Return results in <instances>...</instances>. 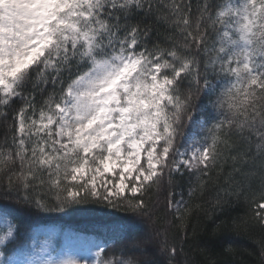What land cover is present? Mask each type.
<instances>
[{
  "label": "snow or ice",
  "instance_id": "6c2138e0",
  "mask_svg": "<svg viewBox=\"0 0 264 264\" xmlns=\"http://www.w3.org/2000/svg\"><path fill=\"white\" fill-rule=\"evenodd\" d=\"M0 202V264H82L19 218L87 203L150 226L84 264H232L228 234L264 264V0H0Z\"/></svg>",
  "mask_w": 264,
  "mask_h": 264
},
{
  "label": "trees",
  "instance_id": "16d2710c",
  "mask_svg": "<svg viewBox=\"0 0 264 264\" xmlns=\"http://www.w3.org/2000/svg\"><path fill=\"white\" fill-rule=\"evenodd\" d=\"M179 191V190H178ZM214 196V192L209 191L204 194L202 198L207 207ZM159 209L154 215L159 216L157 221L158 225L168 229L169 239L171 240L175 229L172 228L169 221L172 220L171 216H166L163 211V195L160 196ZM179 199V196H177ZM185 199H187V193L185 191ZM3 202H0L2 204ZM13 205L9 204L8 207ZM247 205L241 203L237 212L231 213L232 215L242 214L247 210ZM6 215L11 224H15L16 217L9 215L7 212H2ZM193 223L199 221V226L204 230L202 240H207V231L211 230L212 222L209 221L203 214L199 216H193ZM150 223V222H149ZM145 222H142L140 218L134 217L129 213L113 210L107 208L101 204L87 203L79 206H73L66 209L64 212L53 213H37V212H24L19 218V234L21 236H28L34 229L45 226L54 225L62 229H72L76 231L95 234L101 237L103 243L112 240L120 233L122 229H125L128 225H134V227L127 232L129 238H135L140 236V233L144 232ZM261 233L256 230L252 233V236L258 237ZM163 239V237H161ZM231 243L236 249V255L232 258V264H260V250L256 244L245 236H235L228 234L221 240L214 242L210 246V250L219 251L220 247L225 243ZM185 252L188 258L199 261L201 256L198 252H193L192 248L188 245L185 246ZM183 256L178 259H183Z\"/></svg>",
  "mask_w": 264,
  "mask_h": 264
},
{
  "label": "rangeland",
  "instance_id": "374dc122",
  "mask_svg": "<svg viewBox=\"0 0 264 264\" xmlns=\"http://www.w3.org/2000/svg\"><path fill=\"white\" fill-rule=\"evenodd\" d=\"M9 224H11L10 221L0 212V234H3L7 230ZM148 226H150V223H146L144 229ZM143 233H140V235H143ZM27 237H29V246L36 244L39 247L47 242L54 249L52 252L54 258L59 259L71 256L81 260L82 264L91 259L92 253L96 251L95 245H103L102 239L98 235L73 231L71 229H60L52 225L38 227ZM15 258L23 261L26 259V254L18 255Z\"/></svg>",
  "mask_w": 264,
  "mask_h": 264
}]
</instances>
